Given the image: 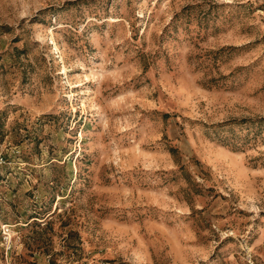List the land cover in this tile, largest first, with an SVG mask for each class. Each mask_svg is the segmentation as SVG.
I'll return each instance as SVG.
<instances>
[{"label": "rangeland", "instance_id": "1", "mask_svg": "<svg viewBox=\"0 0 264 264\" xmlns=\"http://www.w3.org/2000/svg\"><path fill=\"white\" fill-rule=\"evenodd\" d=\"M8 262L264 264V0H0Z\"/></svg>", "mask_w": 264, "mask_h": 264}, {"label": "built area", "instance_id": "2", "mask_svg": "<svg viewBox=\"0 0 264 264\" xmlns=\"http://www.w3.org/2000/svg\"><path fill=\"white\" fill-rule=\"evenodd\" d=\"M6 230H7V228H6ZM6 264H12L11 262H8V263H6Z\"/></svg>", "mask_w": 264, "mask_h": 264}]
</instances>
